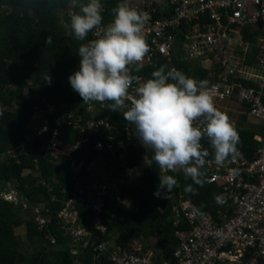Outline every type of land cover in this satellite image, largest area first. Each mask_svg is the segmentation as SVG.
<instances>
[{"label":"trees","instance_id":"1","mask_svg":"<svg viewBox=\"0 0 264 264\" xmlns=\"http://www.w3.org/2000/svg\"><path fill=\"white\" fill-rule=\"evenodd\" d=\"M132 1L135 0H128L130 6ZM146 1L152 3L155 0ZM159 1L166 2L163 3L166 5L170 4V0ZM101 2L104 5L102 24H107L111 20V9L121 0ZM67 4L68 0H0V112L3 113L0 115V191L2 185L14 180L18 183L20 195L26 198V204L34 207L45 203L43 214L51 217L43 228L39 227L33 217L26 222V237L31 243L36 242L39 248L32 257H26L15 242L17 240L15 228L23 224L20 219L15 218L13 210L22 207L19 205L17 207L4 199L1 191L0 264H59L55 253L57 248L65 264H113L110 257L114 249L118 247L127 249L137 241H149L155 235L159 236L158 244L154 248L155 264H165L166 261L177 264L175 252L178 250L180 240L176 233L178 230L189 231L192 228L183 214L182 217L177 216L178 208L181 211V204L190 201L192 207H200L207 215L219 219L223 207L216 203L214 197L221 195V187L208 183L207 173L203 187H200L184 174L172 171L165 173L154 161L142 179L137 175L138 166L145 160L146 149L142 146L137 150L129 146L131 138L132 141L137 140L136 131L134 125L124 120L123 110L109 111L107 104L110 102L85 104L70 86L68 77L80 67L78 47L95 36L89 33L84 41H77L65 34L61 25L73 11ZM3 7H8L9 10H3ZM171 10L172 7H169L165 11L155 10L152 14L156 18L168 17ZM202 20L214 21L208 15L203 16ZM241 27L242 29L239 26L234 28H239L238 34L251 44L248 53L251 56L249 59L252 60L258 52L256 32L260 28L256 30L253 24ZM47 36L52 37L50 44H45ZM182 57L183 54L178 53L175 63L179 68L186 70L187 76L198 82L203 81L204 84L210 80L207 65L192 60L188 63L181 60ZM161 65L167 66L166 71L171 69L167 58H162L157 67H142L139 72L133 71V74L150 78L151 72ZM46 75L50 77V82L44 80ZM236 80L249 87L257 86L242 78ZM35 87L40 88L41 98L35 95L23 96L26 88L33 90ZM50 105L56 108V113L47 114L46 108ZM39 113H42V118L37 121L35 117ZM63 117L70 121L80 118L83 128H72L63 121ZM243 118L245 119L243 123L255 128L236 127L240 138L237 147L251 157L261 145L255 139L258 128L257 125L248 122L247 116ZM99 120L109 122L111 129L100 127L97 134H89L87 124ZM44 127L47 129L44 134L41 136L35 134L33 137L35 142L31 144V152L20 150L27 135L33 134V128L38 130ZM126 127L133 128V137L126 133ZM87 138L88 143L82 144L74 151L78 142ZM52 141H55L57 147L60 143L62 148L68 150L62 156L64 162L61 165H54L47 157L49 153L42 150L46 142ZM98 142L109 143L113 148L101 152L96 148ZM202 144L211 153L207 140L202 141ZM15 149L17 152L12 154ZM50 151L52 153L54 149ZM54 153L55 151L52 155ZM99 154H102L101 158L98 157ZM151 155L149 152L150 160ZM98 161L106 165L99 173V178L93 179L91 169ZM73 163H76L77 167L81 166L79 172L73 171ZM37 169L40 171L39 176L23 175L25 170ZM204 170L206 171V165ZM165 174L174 176L178 181V186L172 190L167 200L154 196L159 185V176ZM75 177H78L80 182L75 180ZM40 181L47 182L51 186L50 190L43 183H39ZM77 182L81 183V187L77 186ZM94 184L112 186L109 195L106 196L105 210L100 213L109 229L107 240L111 242L112 248L110 252L105 253L89 249L73 255L72 244L60 228L61 219L58 213L64 202L69 200L78 188L87 187L88 196ZM189 184L196 188L195 195L184 191ZM90 207L89 202L80 206L81 216L86 224H89L86 215L89 209L91 210ZM27 212L30 213L31 209Z\"/></svg>","mask_w":264,"mask_h":264},{"label":"built area","instance_id":"2","mask_svg":"<svg viewBox=\"0 0 264 264\" xmlns=\"http://www.w3.org/2000/svg\"><path fill=\"white\" fill-rule=\"evenodd\" d=\"M135 1L137 4H132L131 7L146 15L143 35L150 50L142 62L143 67H157L162 58H167L171 69L186 75V70L179 68L175 63L178 53H182L184 57L180 59L188 63L189 60L201 61L210 71L211 78L204 84V90L213 97L215 107L228 116L232 112L239 113L242 110L241 113L247 116L249 123L264 131V0H170L167 5L163 4L166 2H160L162 5L156 4V0L152 3L146 0ZM169 7H172V10L168 17L156 18L152 14L155 10L165 11ZM206 15L214 21H203L202 18ZM247 24L258 25L261 34L257 37L258 52L252 60L249 59L251 56L248 53L251 44L244 41L237 31ZM235 26L240 29H235ZM235 33L237 35H234ZM241 46L242 49L239 50ZM134 67L132 66L133 69ZM140 77L147 79L142 75ZM236 78H242L257 86H246ZM135 89L136 85H133L126 104H130L135 98ZM234 106L240 110L237 111ZM63 121L72 128H83L80 118L70 121L63 117ZM87 126L89 134H97L100 127H112L104 120L90 122ZM36 131L41 136L47 129L39 128ZM125 131L133 137L132 127H126ZM111 139L110 137L109 140ZM255 139L261 145L251 157L237 147L235 157H229L222 166H217L212 156L207 159L206 181L221 187L225 203L221 204L223 210L219 219L210 215L205 219L194 217L191 213L192 203L184 201L181 204L182 209L180 211L178 208L177 216L182 217L183 214L192 228L189 231L178 230L176 233L180 240L175 252L177 264H247L250 261H253V264H264V132L258 131ZM132 140L133 138L129 146L137 150L142 147L138 139ZM87 143L88 138L80 140L74 151ZM48 147L51 150L57 145L54 142ZM96 148L107 152V149L113 146L98 142ZM98 157L101 158L102 154ZM80 167H77L76 163L72 164L75 173L79 172ZM75 180L80 182L78 177H75ZM76 184L81 187V183ZM86 188H78V191L64 202L58 213L61 219L60 228L72 244L73 255L89 249L94 252H110L112 246L107 240L109 229L100 213L105 210L106 196L112 186L94 184L93 188H89L88 196ZM10 191L16 192L11 188L2 193V197L11 200L12 198L6 195ZM88 202L91 210L89 209L86 217L90 225L85 223L80 211V206ZM25 206L24 204V208L29 210ZM44 207L45 203L34 207L36 213L46 218L44 224H38L40 228L51 219L49 215L43 214ZM179 222L178 220V224ZM142 241H137L127 249H114L110 257L111 262L155 264V253L146 251ZM165 264L172 262L166 261Z\"/></svg>","mask_w":264,"mask_h":264},{"label":"clouds","instance_id":"3","mask_svg":"<svg viewBox=\"0 0 264 264\" xmlns=\"http://www.w3.org/2000/svg\"><path fill=\"white\" fill-rule=\"evenodd\" d=\"M67 7L73 11L61 25L65 34L77 41H84L89 33L95 36L78 47L80 67L68 77L71 88L85 104L110 102L109 111L123 110L124 120L135 127V137L147 153L151 152L150 162L165 172L182 171L203 187L206 158L211 155L216 165L222 166L235 157L240 142L235 124L215 107L204 82L176 69L166 71V65L152 71L147 79L133 74L143 67L150 49L143 35L146 15L131 7L128 0L111 9L107 24H102L101 0H68ZM51 42L52 37L47 36L45 44ZM44 80L50 82V77L46 75ZM133 85L136 96L126 104ZM204 140L211 153L203 147ZM177 186L174 176L161 175L154 196L167 200ZM184 191L197 193L191 184ZM214 198L217 204L225 203L222 194ZM191 213L207 217L200 207L193 206Z\"/></svg>","mask_w":264,"mask_h":264},{"label":"rangeland","instance_id":"4","mask_svg":"<svg viewBox=\"0 0 264 264\" xmlns=\"http://www.w3.org/2000/svg\"><path fill=\"white\" fill-rule=\"evenodd\" d=\"M154 2V1H153ZM157 2L156 4H160V1L157 0L155 1ZM133 5H136V1H132ZM3 7V10H9L8 7ZM32 95H35V97H38V98H41L42 94H41V91H40V88L38 87H35V89H30V88H26L23 92V96L24 97H30ZM93 108V107H92ZM18 111V109H17ZM46 112L47 114H54L57 112L56 108L52 105L48 106L46 108ZM236 113H230L229 117H230V120L235 124V126L237 127H245V128H255L254 126H251L250 124H246V123H243L244 122V118L243 116H241V118L238 120L237 116H235ZM71 116V115H70ZM42 118V113H39L37 116H36V119L37 121H39L40 119ZM238 120V121H237ZM253 124V123H251ZM45 128V127H44ZM33 130V134H28L27 137H26V141L24 142V144L20 147V150L22 151H29L31 152L32 151V148H31V144L35 142V140L33 139V137L35 136V134H37L38 131L35 130V128L32 129ZM28 138V139H27ZM55 141H52V142H46V145L45 147L42 148V150H44V152L46 153H49V155L47 156L49 158V160H51L53 162L54 165H61L63 164V160H62V156H64L66 154V152L68 150H66L65 148H62V145L59 143L58 144V147L57 148H53L55 153L52 155V152L50 151L49 147L50 145H52ZM17 149L13 150L12 154H14ZM145 160L143 163H141L138 168H137V175L140 176V178L142 179L145 175H146V172L147 170L151 167V162H150V158H149V152H145ZM97 164L94 165V168L91 169V171L93 172V179L94 177L96 179L99 178V173L102 172L101 170L104 168V165H106V163L104 162H96ZM169 171L165 172V173H168ZM175 173H178V174H183L182 171H176ZM28 174H32L34 176H39L40 174V171L39 169L37 170H25L23 172V175L26 176ZM39 183H43L44 186H46L47 188H51V186L45 182V181H40ZM2 190L3 193H6L9 189L13 188L16 190V192H12L10 191V193L6 194L8 197L12 198L11 201L12 204L14 205H18L21 206L22 208H16L14 209V215H15V218H18L20 219V221L22 222V226L20 227H16L15 228V237L17 240H15V242L19 245V247H21V250L22 252L25 254L26 257H32L34 255L35 252H38L39 251V248L36 244V242H33L31 243L27 237H26V230H27V226H26V222H28L29 220H31V218L33 217L35 219V221L42 225L44 224V222L46 221V218L45 216L42 214H38L34 211V207H29V205L26 204V198L23 196L20 195L19 191H18V183L15 182L14 180L13 181H10V182H7L6 185H2ZM0 191V192H1ZM26 205L25 207L26 208H29L31 209V212H27L28 210H26L24 208V204ZM139 235H144V234H139ZM145 236V235H144ZM143 236V237H144ZM140 238H142V236H140ZM145 238V237H144ZM158 241H159V236L155 235L153 236L149 241L148 240H143L142 242H144V249L146 251H150V252H154L155 253V246L158 244ZM141 242V243H142ZM59 249V248H57ZM55 249V253L57 255V260L59 262V264H65L64 261L62 260L61 256H60V253L58 252V250Z\"/></svg>","mask_w":264,"mask_h":264},{"label":"crops","instance_id":"5","mask_svg":"<svg viewBox=\"0 0 264 264\" xmlns=\"http://www.w3.org/2000/svg\"><path fill=\"white\" fill-rule=\"evenodd\" d=\"M259 26L258 25H255V29L257 30V29H259L258 28ZM256 33H258V38L261 36V34H260V32H259V30L256 32ZM233 108H235L237 111H239L240 110V108L239 107H236V106H234ZM242 111V110H241ZM241 111L239 112V113H236L235 114V116H237V118H238V120L241 118V116H246L245 114H243V113H241ZM233 113V112H232ZM237 120V121H238ZM258 128V127H257ZM256 128V129H257ZM257 131H260V132H262L263 130H261V129H257ZM144 162V161H143ZM142 162V163H143ZM115 183H116V181H115ZM254 262L253 261H250V262H248L247 264H253Z\"/></svg>","mask_w":264,"mask_h":264}]
</instances>
